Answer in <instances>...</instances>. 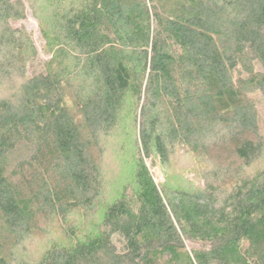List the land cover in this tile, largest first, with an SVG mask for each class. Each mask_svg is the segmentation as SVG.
<instances>
[{
    "label": "trees",
    "instance_id": "1",
    "mask_svg": "<svg viewBox=\"0 0 264 264\" xmlns=\"http://www.w3.org/2000/svg\"><path fill=\"white\" fill-rule=\"evenodd\" d=\"M48 1L43 59L13 27L25 1L0 0L24 77L7 87L0 73V219L13 246L44 216L82 211L91 230L67 228L35 264H264V0ZM127 110L134 186L101 208L105 139ZM178 150L199 160L204 186L155 180L145 159L168 165ZM13 254L0 244V264Z\"/></svg>",
    "mask_w": 264,
    "mask_h": 264
},
{
    "label": "rangeland",
    "instance_id": "2",
    "mask_svg": "<svg viewBox=\"0 0 264 264\" xmlns=\"http://www.w3.org/2000/svg\"><path fill=\"white\" fill-rule=\"evenodd\" d=\"M24 1L27 5V17L13 22V27L17 34H22L24 31L31 33L41 57L49 59L52 54L47 52L51 50L47 46L46 34L44 35L47 30H44L43 27L49 26L47 22L50 20L52 12V6L48 3L50 1L43 0L34 6H30L27 0ZM15 60L0 28V73L4 76L7 87L14 85L16 88L24 80ZM262 112L264 116V106ZM119 123L118 128L105 139V177L101 208L114 199L123 188L127 187L126 190H128L134 186L133 171L137 149L135 140L138 136L134 112L125 111ZM260 158L256 163L258 164L256 169L264 167V154ZM145 161L160 185L165 183L175 187L192 188L204 186L207 182L197 163L199 160L194 159L189 151H176L168 165H163L159 159L153 157H148ZM231 185L232 180L224 181L223 177L216 184L222 191L230 188ZM101 212L102 209L96 212L97 221L101 218ZM89 218L90 216L82 211H72L67 216H64L63 213L51 215V217L44 216L42 220L39 219L40 222L36 225L38 227L35 233L16 247L13 246L14 238L8 234L0 219V244L13 250L14 254L11 258H13L14 264H35L52 243L68 242L70 235L66 231L67 228H73L79 234L90 231L92 218Z\"/></svg>",
    "mask_w": 264,
    "mask_h": 264
}]
</instances>
